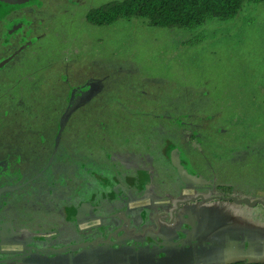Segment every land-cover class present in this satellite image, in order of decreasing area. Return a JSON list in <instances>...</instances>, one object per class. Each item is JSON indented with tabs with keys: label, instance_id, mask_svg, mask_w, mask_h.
I'll return each instance as SVG.
<instances>
[{
	"label": "trees",
	"instance_id": "1",
	"mask_svg": "<svg viewBox=\"0 0 264 264\" xmlns=\"http://www.w3.org/2000/svg\"><path fill=\"white\" fill-rule=\"evenodd\" d=\"M249 2L264 0H111L89 8L84 19L106 25L138 18L153 26L194 29L210 19L230 18ZM1 26L0 21V183L12 191L0 218L12 223L21 215L39 226L61 206L91 200L96 177L112 182L113 193L127 182L148 187V166L162 164L158 154L165 139L177 141L185 155L181 164L203 177L209 160L220 169L239 171L243 156L264 154V125L253 121L257 112L241 121L236 111L220 117L157 109L143 90L116 93L102 79L97 90L76 99L66 113L68 91L84 82L68 79L64 54L52 53L42 38L10 48L5 44L9 33ZM175 115L195 126L197 149L189 147L194 135L188 139L184 128L171 124ZM205 139L223 150H203ZM251 170V178L262 177L257 163Z\"/></svg>",
	"mask_w": 264,
	"mask_h": 264
},
{
	"label": "rangeland",
	"instance_id": "2",
	"mask_svg": "<svg viewBox=\"0 0 264 264\" xmlns=\"http://www.w3.org/2000/svg\"><path fill=\"white\" fill-rule=\"evenodd\" d=\"M107 1L111 0H0L1 28L9 33L4 36L8 47H23L36 38L38 43L43 40L42 45L52 53L64 54L68 79L84 82L68 91L66 113L76 99L97 90L102 79L105 87H114L116 93L143 90L157 109L219 113L220 117L236 111L241 121L257 112L253 121L264 125V3H244L232 17L210 19L194 29L153 26L138 18L118 19L106 25L85 21L89 8ZM175 116L171 124L184 128L188 139L194 135L189 147L197 149L195 126L189 118ZM203 146L205 151L223 150L211 139H205ZM158 155L162 164L157 161L156 166H148L150 189L128 192L129 199L156 203L154 207L167 202L172 207L168 212H175L184 202L230 201L232 197L264 200V169L260 163L264 154L243 156V169L239 171L220 169L214 161L208 164L205 160L207 177L181 164L185 155L177 141L165 139ZM176 161L199 183L182 182ZM256 163L261 178L250 177ZM237 173L240 177H234ZM104 180L94 179L90 191L96 198L110 190L112 182ZM2 182L0 209L12 191ZM139 183L123 186L140 187ZM12 224H7V231L23 236L45 228L24 221L21 215Z\"/></svg>",
	"mask_w": 264,
	"mask_h": 264
},
{
	"label": "crops",
	"instance_id": "3",
	"mask_svg": "<svg viewBox=\"0 0 264 264\" xmlns=\"http://www.w3.org/2000/svg\"><path fill=\"white\" fill-rule=\"evenodd\" d=\"M149 189L128 186L61 206L26 236L2 229L12 223L0 218V264H264L263 205L208 200L172 212L167 202L129 199Z\"/></svg>",
	"mask_w": 264,
	"mask_h": 264
},
{
	"label": "water",
	"instance_id": "4",
	"mask_svg": "<svg viewBox=\"0 0 264 264\" xmlns=\"http://www.w3.org/2000/svg\"><path fill=\"white\" fill-rule=\"evenodd\" d=\"M175 165H176V168H177V173L179 175V178H180V180L182 182H184V183H192V184H195V183L198 184L199 183L198 178H195V177H192V176L188 175L187 172L183 168L178 166V162L177 161L175 162ZM230 201H232L235 204H244L245 206H252V205H255V204H261V205L264 206V203L261 202L260 200L249 201L246 198L235 199L234 197H232V198H230ZM84 206L88 207V203H85ZM4 228H9V226L7 224H5V225H3L2 229H4Z\"/></svg>",
	"mask_w": 264,
	"mask_h": 264
}]
</instances>
